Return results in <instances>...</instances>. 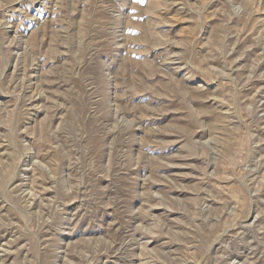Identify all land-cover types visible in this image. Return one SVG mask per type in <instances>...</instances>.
Segmentation results:
<instances>
[{
	"label": "rangeland",
	"instance_id": "obj_1",
	"mask_svg": "<svg viewBox=\"0 0 264 264\" xmlns=\"http://www.w3.org/2000/svg\"><path fill=\"white\" fill-rule=\"evenodd\" d=\"M0 264H264V0H0Z\"/></svg>",
	"mask_w": 264,
	"mask_h": 264
}]
</instances>
